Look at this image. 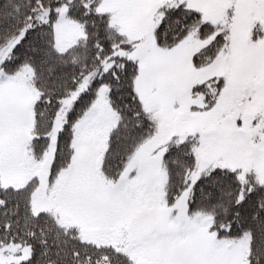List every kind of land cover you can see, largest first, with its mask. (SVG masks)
<instances>
[{"label":"snow or ice","instance_id":"obj_1","mask_svg":"<svg viewBox=\"0 0 264 264\" xmlns=\"http://www.w3.org/2000/svg\"><path fill=\"white\" fill-rule=\"evenodd\" d=\"M0 264H264V0H0Z\"/></svg>","mask_w":264,"mask_h":264}]
</instances>
